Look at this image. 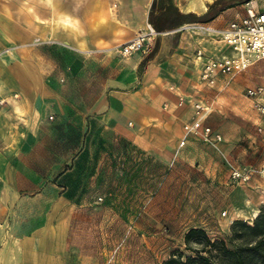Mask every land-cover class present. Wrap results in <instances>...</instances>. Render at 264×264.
<instances>
[{
  "label": "rangeland",
  "instance_id": "obj_1",
  "mask_svg": "<svg viewBox=\"0 0 264 264\" xmlns=\"http://www.w3.org/2000/svg\"><path fill=\"white\" fill-rule=\"evenodd\" d=\"M46 1L43 6L41 0H0L2 26L10 32L15 31V25L9 29V22L11 19L25 22L27 13L39 23L42 15H48L47 25L53 32L57 31L59 17L66 19V27L72 25L69 13L59 15L57 0ZM69 1L66 0V5ZM249 3L264 10V0H251L239 6ZM183 32L192 35L189 40L184 39V46L191 45V51L197 48L192 43L196 38L202 41L197 50L205 47L208 52H218L222 49V43L206 35L186 29ZM164 42L166 49L175 48L176 41ZM125 44L109 48L114 59L125 62L136 54L145 53L149 42L143 51L132 55L121 52ZM31 48H43V54L49 59L43 64V71L63 59L62 49L66 50V63H74V56H69L70 52H75L72 41L37 37L18 45L3 46L0 70L9 67L5 60L12 55ZM156 56L147 52L140 70L143 71ZM88 57L95 56L92 52ZM60 81L64 83L65 80ZM258 87L264 88V60L255 62L225 87L222 84L214 88L201 85L176 94V104L166 110L171 119L149 121L140 126L132 125L133 120H128L125 136L121 134V128L120 132L114 128L105 134L104 124L91 126L96 128L95 133L83 136L79 140L82 145L69 152L77 154L86 147L89 151L87 162L93 163V167L84 169L85 176L90 179L82 186L79 182L73 185L77 191L83 189L89 194L87 199L77 201L83 204L84 212L75 216V222L71 224L75 227L68 238L76 249L77 264H165L178 251L186 259L195 255L194 249H204L196 239L187 245L186 236L191 229L203 230L212 242L224 241L230 249L237 250L241 240L234 238V223H252L257 217L255 214L264 207V114L258 109L257 100L247 95L248 89ZM181 99L185 100L182 105ZM190 100L203 102L207 111L202 127H210L214 135H220L219 142L205 143L191 136L179 148L185 125L196 120ZM9 105L17 120L3 114L0 119L3 123L11 122L19 133L23 126L19 118L25 116L24 110ZM165 105L162 104V109ZM9 111L11 109L7 113ZM52 115L50 112V123L53 122ZM59 138L57 134H50L49 140L45 139L50 153L54 151L53 156L58 155ZM75 139L77 136L72 135L66 138L70 150L74 148ZM36 140L41 142V135ZM25 154L38 156V159L41 156L38 146ZM33 163L38 162L34 160ZM54 172L56 174L57 170L51 172L49 193L64 189ZM21 196L26 199L17 201L16 205L12 201L0 202V264H21L23 240L31 229L41 228L43 217L36 214L42 208L37 193L31 196L21 192ZM53 204L55 200L51 199V208ZM59 216L56 215L54 221L57 225ZM215 261L219 263V260Z\"/></svg>",
  "mask_w": 264,
  "mask_h": 264
},
{
  "label": "crops",
  "instance_id": "obj_2",
  "mask_svg": "<svg viewBox=\"0 0 264 264\" xmlns=\"http://www.w3.org/2000/svg\"><path fill=\"white\" fill-rule=\"evenodd\" d=\"M41 1L43 6L47 2ZM57 1L59 15L69 13L71 26L66 27V19L59 17L57 31H51L44 12L40 23L28 13L25 22L11 19L9 29L15 25L13 32L0 21V50L7 44L18 45L37 37L72 41L75 49L73 53L69 51V56H74L72 64L66 63V50L62 49L63 59L43 71V64L49 59L43 54V48H31L12 55L5 60L9 67L0 70V117L3 114L16 119L9 104L23 108L25 115L19 118L23 122L19 133L11 122L3 123L0 119V202L12 201L16 205L17 201L26 199L20 197L21 192L31 196L37 193L42 207L36 213L43 217L41 228L31 229L23 240L21 264H77L76 249L68 238L75 227L71 225L75 216L84 212L83 204L77 201L87 199L89 194L83 189L77 191L73 185L79 182L82 186L90 179L84 169L93 167V163L87 162L86 147L77 154L69 152L82 145L79 140L83 136L93 135L96 128L91 126L98 123L105 125V134L114 128L120 132L121 128L124 135L128 120L140 126L149 121L171 119L166 110L176 104V94L201 86L202 63L196 51L202 41L196 38L192 43L197 48L191 51V45L184 46V39L189 40L192 35L177 31L194 24L187 22L186 15L204 14L215 0H70L69 5L66 0ZM245 7L230 8L214 21L203 24L223 28L234 16L243 15ZM241 8L244 9L239 11ZM150 27L160 35L151 39L145 53L125 62L112 57L110 47L128 43ZM165 40L176 41L175 48L166 49ZM92 52L95 57H88ZM147 52L157 56L141 71ZM14 95L18 96L17 100ZM162 104H166L164 109ZM50 112L54 114L51 123ZM50 134L60 136L57 156L52 155L54 151L50 153L45 141ZM40 135L41 142L37 143ZM71 135L77 139L70 150L66 138ZM37 146L40 159L24 155ZM52 159L57 162L51 163ZM34 160L38 163H33ZM54 170L64 189L49 193ZM51 199L55 200L52 208ZM1 207L2 203L0 211ZM56 215H60L58 225L54 222Z\"/></svg>",
  "mask_w": 264,
  "mask_h": 264
},
{
  "label": "built area",
  "instance_id": "obj_3",
  "mask_svg": "<svg viewBox=\"0 0 264 264\" xmlns=\"http://www.w3.org/2000/svg\"><path fill=\"white\" fill-rule=\"evenodd\" d=\"M184 29L198 35H206L223 44V48L218 52H208L205 47L196 51V57L202 63L201 85L214 88L222 84L225 87L255 62L264 60V10L257 9L250 3L246 5L243 15H238L223 28L194 23L180 28L177 32H183ZM158 35L160 33L150 27L148 31L139 33L123 45L121 52L124 55H132L143 51L147 43ZM247 95L257 100L258 109L264 114V88L248 89ZM184 102L185 100L181 99L180 105ZM189 103L193 104L196 120L185 125L179 148L183 147L191 136L205 143L219 142L222 139L220 135H214L210 127H202V119L207 111L203 102L190 100Z\"/></svg>",
  "mask_w": 264,
  "mask_h": 264
},
{
  "label": "trees",
  "instance_id": "obj_4",
  "mask_svg": "<svg viewBox=\"0 0 264 264\" xmlns=\"http://www.w3.org/2000/svg\"><path fill=\"white\" fill-rule=\"evenodd\" d=\"M249 1L251 0H215L204 14H188L186 19L190 23H210L226 10ZM232 231L234 238L241 240L237 250L230 249L224 241L212 242L203 230L191 229L186 236L187 245L196 239L198 244H203V251L194 249L195 255L186 259L178 251L165 264H264V207L252 223L237 221ZM215 260H219V263Z\"/></svg>",
  "mask_w": 264,
  "mask_h": 264
},
{
  "label": "bare ground",
  "instance_id": "obj_5",
  "mask_svg": "<svg viewBox=\"0 0 264 264\" xmlns=\"http://www.w3.org/2000/svg\"><path fill=\"white\" fill-rule=\"evenodd\" d=\"M257 215H258V213L255 214V216H257Z\"/></svg>",
  "mask_w": 264,
  "mask_h": 264
}]
</instances>
